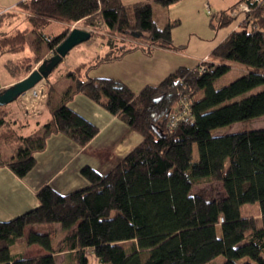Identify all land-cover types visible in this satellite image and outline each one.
<instances>
[{
    "label": "trees",
    "instance_id": "trees-1",
    "mask_svg": "<svg viewBox=\"0 0 264 264\" xmlns=\"http://www.w3.org/2000/svg\"><path fill=\"white\" fill-rule=\"evenodd\" d=\"M180 1L155 2L168 7ZM246 1L239 0L230 13L218 15L219 27L239 17L240 22L198 68L181 67L139 93L119 79H82L86 64L68 73L76 85L50 110L51 120L43 134L13 135V155L4 158L0 152V165L24 178L37 166V155L45 150L51 135H66L81 146L91 142L99 127L68 104L78 93L101 104L137 131L142 141L106 174L84 166L81 175L88 181L84 188L62 194L45 185L37 194V207L0 221V264H57L56 256L63 253L75 264H89L90 256L99 264H217L219 256L226 258L223 264H264V127L213 133L264 117V0L253 5L251 12L233 17ZM18 7L30 12L34 28L4 37L0 49L21 51L29 32L43 36L47 26L59 21L62 32L48 39V47L57 48L70 32L68 25L85 20L95 27L103 21L111 33L149 44L129 46L123 40H111L109 51L97 56L94 66L122 59L137 49L147 55L158 48L178 51L173 29L180 21L160 27L150 3L24 0ZM14 14L2 15L0 24ZM231 62L250 71L217 88L216 81L233 68ZM182 99L190 104V120L171 128ZM205 181L222 183L225 196L207 199L192 194ZM247 203H259L261 225L256 218L242 217ZM30 226L39 229L30 232L26 244L38 245L47 254L27 258L12 253L11 247ZM58 231L61 240L55 242Z\"/></svg>",
    "mask_w": 264,
    "mask_h": 264
},
{
    "label": "rangeland",
    "instance_id": "rangeland-1",
    "mask_svg": "<svg viewBox=\"0 0 264 264\" xmlns=\"http://www.w3.org/2000/svg\"><path fill=\"white\" fill-rule=\"evenodd\" d=\"M0 2L7 4L8 0H0ZM19 2L20 1H18L17 4ZM122 2L126 6H133L138 3L152 4L156 22L160 27L166 26L170 21L174 22L179 20L180 24L175 26L173 29V42L178 51L181 53L180 57H182V60L187 63L186 67L188 66V68H198L199 65L205 61L203 60L205 55L209 54V56H211L214 48L213 46H216L215 44L221 42L240 22L239 17L229 26H218V15L224 11L230 13L232 11V7L238 2V0H182L177 4L168 7L159 5L154 1L148 2L147 0H122ZM17 4L14 7H0V12L5 10L1 16L9 12L15 13L14 15L7 17L0 24V41L4 37L14 35L21 30L29 31V29L34 28L33 24L29 21L30 12L19 8ZM212 23L214 25H212ZM68 26L70 27V31L74 28L89 31L92 33V38L75 46L49 75L45 82L46 89H48L46 95L42 93L39 97H33L30 99L31 92L29 97L26 98V101H24V105H22L19 101V97L15 102L0 106V123H2L0 124V152L4 158H7L12 153L10 141L16 133L23 136H41L43 134L45 123H47L51 118L49 114L48 116L42 118L44 113L47 111L48 105H50L49 101H51V104H53L54 107L57 106L58 102H61L65 91L71 86L76 85V82L68 76L70 71H74L76 68L86 64L84 66L82 79H117L115 77H108V74H111L114 76H125V78L130 81L133 74H135V71L131 68V66L135 67V64H132V62H139V58L135 57V55H147V53L142 49H137L136 51L127 54L122 59L111 62H102L94 66L93 60L97 56H102L109 51L107 43L111 40H123L129 44V46H149V44L146 42L140 43L139 40L129 36L122 37L118 34H114L113 32L111 33L110 30L107 29L106 25H104L103 21L97 22V27L85 20L70 23ZM63 28L64 26L62 22L54 21L46 27L43 36L42 34L39 36L36 32H29L26 35L28 42L25 49L18 52H10L6 48L0 49V88H3V86L9 82H13V84H15L26 78L32 71L38 69L44 60L50 59L56 53L57 48L51 49L48 47V39L60 35ZM127 56L131 57L129 60L123 62ZM231 66H233L231 71L216 81L215 86L217 88L228 85L241 77L243 73L250 71V68L235 62H231ZM86 67H88V69H86ZM151 67L152 68L148 69L145 66H141V69L146 72L145 75H150L154 72V70H152L154 69L153 66ZM136 74L138 73L136 72ZM122 82L129 86L124 81ZM147 82L148 81L144 84L142 83L143 85H139L140 89L138 92H135L130 86L129 87L135 93H139L145 87L149 86ZM9 86L10 85H5L3 89L8 88ZM3 89H0V92L3 91ZM260 90H262V87L251 91L247 95L256 93ZM178 108L180 107L178 106ZM26 109H28L29 113H27ZM30 111L33 113H30ZM23 115L26 117L24 118V121L29 123L28 126H26V129L24 128V124V126H22L24 121H18L20 116L23 117ZM40 117L42 118L40 124H37L34 120L30 122V119H41ZM17 121L20 122V126L17 124ZM99 122H101L100 119ZM262 127H264V117L245 120L221 127L215 129L213 133L214 135H224ZM13 130L15 131L14 134ZM131 130L130 131L133 134L129 136L126 141H124L128 144V146L131 145L134 147L142 141V136L134 129ZM107 133L108 132H106V134ZM106 134L101 137L100 141L102 143H105L106 141ZM136 137L140 138L137 142L135 140ZM101 146L102 144L100 147ZM194 150L196 157H198V147L195 146ZM103 151L105 153L108 152L109 154L114 152L111 151L110 147L105 149L103 147ZM91 160L99 164L96 158ZM192 194L202 195L207 199H220L224 197L226 193L222 183L205 181L197 184L192 190ZM241 214L242 217L256 218L261 225V208L259 203H247L243 205ZM29 228L30 227H27L24 237L21 238L16 245L11 247L12 253L22 254L27 258L47 254V252L38 245L29 246L26 244L30 234ZM61 235L62 234L58 231L55 242L61 240ZM56 257L57 264H75V261L71 260V258L65 253L59 254ZM225 260L226 258L224 256H219L215 262L217 264H223ZM89 264L99 263H97L93 256H90Z\"/></svg>",
    "mask_w": 264,
    "mask_h": 264
},
{
    "label": "crops",
    "instance_id": "crops-1",
    "mask_svg": "<svg viewBox=\"0 0 264 264\" xmlns=\"http://www.w3.org/2000/svg\"><path fill=\"white\" fill-rule=\"evenodd\" d=\"M18 1L22 2L24 0ZM18 1L8 0L7 4L0 2V7H14ZM147 1L155 2L156 0ZM218 44L215 45L217 46ZM216 46L213 47L215 48ZM131 56H127L123 62L129 60ZM180 56V51L158 48L152 55H135V57L139 58V62H132V64H135V67L131 66L135 74H133L130 81L121 75L114 76L108 74V77H115L124 81L135 92H138L140 84L143 85L148 81L149 86H156L179 68L186 67L187 63ZM208 56L209 54L205 55L204 58ZM141 66H145L148 69L153 66L154 69L152 70L154 72L150 75H145L146 72L141 69ZM5 85L11 86L13 82ZM68 104L73 110L97 125L100 129L99 134L86 146L79 145L75 139L63 134L51 135L48 138L49 142H47L45 150L37 155V166L24 178L17 176L8 166L0 165V221L11 220L37 207L39 205L37 194L45 185H51L62 194H68L84 188L88 185V181L81 175V169L84 166H92L100 173L106 174L113 168L119 167L123 158L139 144H136L134 147L131 145L128 146L125 141L133 134L131 132L132 128L118 117L109 113L101 104L92 101L86 95L78 93ZM53 107V104L48 105L47 111L42 118L48 116V114L51 116L50 110ZM24 118H26L25 115L23 117L20 116L18 121H24ZM42 118L30 119V122L34 120L37 124H40ZM99 119L101 122H99ZM18 121L17 124L20 126V122ZM23 124L26 129L29 123L24 121L22 126H24ZM106 132L108 133L106 134ZM104 134H106V141L102 143L100 140ZM135 140L137 142L140 138L136 137ZM101 144L102 146L100 147ZM103 147L104 149L110 147L111 151L114 152L111 154L108 152L105 153ZM12 155L13 153L7 158H10ZM93 158H96L100 165L92 161L91 159ZM29 229L31 232L33 230L37 231L39 228L30 226Z\"/></svg>",
    "mask_w": 264,
    "mask_h": 264
},
{
    "label": "water",
    "instance_id": "water-1",
    "mask_svg": "<svg viewBox=\"0 0 264 264\" xmlns=\"http://www.w3.org/2000/svg\"><path fill=\"white\" fill-rule=\"evenodd\" d=\"M91 38L92 33L89 31L79 28L72 29L62 43L58 45L56 53L50 59L44 60L39 68L32 71L26 78L0 92V106L15 102L21 95L31 90L39 82L46 80L75 46Z\"/></svg>",
    "mask_w": 264,
    "mask_h": 264
},
{
    "label": "built area",
    "instance_id": "built-area-1",
    "mask_svg": "<svg viewBox=\"0 0 264 264\" xmlns=\"http://www.w3.org/2000/svg\"><path fill=\"white\" fill-rule=\"evenodd\" d=\"M261 0H247L246 2H242L238 6V10L234 11L231 15L233 17L238 16L240 13L243 12H251L252 11V6L259 3ZM5 11V10H4ZM0 12L1 14L4 12ZM201 70H204L202 68ZM46 80H42L39 82L35 87H33L31 90L27 91L23 95L20 96L19 101L21 102L22 105H24V101H26V98L29 97V94L31 95L30 99L33 97H39L42 93L46 95L47 90L45 86ZM180 111L179 114H175L172 117V123H171V128H173L179 121H184L188 122L190 120V115H191V110H190V104L187 102L186 99H182L179 104ZM27 113H29L28 109H26ZM30 113H33L30 111Z\"/></svg>",
    "mask_w": 264,
    "mask_h": 264
}]
</instances>
